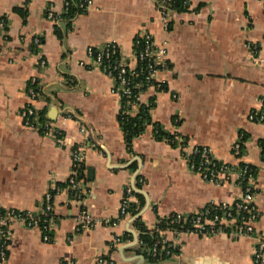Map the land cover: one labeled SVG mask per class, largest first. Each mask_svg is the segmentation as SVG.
<instances>
[{
    "label": "crops",
    "instance_id": "obj_1",
    "mask_svg": "<svg viewBox=\"0 0 264 264\" xmlns=\"http://www.w3.org/2000/svg\"><path fill=\"white\" fill-rule=\"evenodd\" d=\"M89 2L81 8L75 0H0L5 20L0 28V210L37 213L45 192L62 186L53 196L48 240L40 229L13 224L2 264H252L253 237L183 234L178 253L156 262L138 243L109 246L128 233L133 243L132 233L150 231L171 215L190 216L238 200L240 186L206 182L188 168L194 148L208 149L228 166L256 169L254 204L260 217L254 227L264 228V122L249 117L264 102V0H190L186 11L167 8V30L161 0ZM70 3L84 12L66 18ZM142 30L165 46L166 71L156 74L140 103L155 99L152 121L179 143L155 139L149 125L129 151L114 82L88 49L113 43L133 68L135 38ZM31 82L37 87L34 100L28 95ZM29 105L44 114L49 127L44 134L23 126L19 114ZM240 136L243 146L234 156L232 146ZM75 151L81 156L84 207L101 222L87 231L75 230L80 207L66 191ZM128 185L134 188L137 226L118 216Z\"/></svg>",
    "mask_w": 264,
    "mask_h": 264
},
{
    "label": "built area",
    "instance_id": "obj_2",
    "mask_svg": "<svg viewBox=\"0 0 264 264\" xmlns=\"http://www.w3.org/2000/svg\"><path fill=\"white\" fill-rule=\"evenodd\" d=\"M168 0H161V15L163 17V30L169 28L167 15L169 10L166 7ZM89 0L79 4L81 8L89 4ZM187 2L184 3V6ZM189 8V4H188ZM48 18H52V13H47ZM5 27V20L0 18V28ZM135 45H139V49L134 51L136 66L137 64L145 63V68L141 67V72H146V82L153 81L159 71H166L165 63V46L156 45L152 36L142 30L135 38ZM251 53L255 52V48L250 45L247 46ZM88 55L93 60L103 73L110 77L116 89L114 90L120 97L131 96L132 87L130 79L127 78L126 72L134 69L130 67L120 57L118 47L111 43L104 46L102 49H88ZM135 66V67H136ZM33 82H31L28 89V95L31 100L36 99L37 90L34 89ZM136 85L135 87H139ZM151 87V86H150ZM160 90L161 86L156 85ZM142 93H140L141 95ZM140 95L136 97L134 102L128 103V113H133L137 110L138 103L140 102ZM138 102V103H137ZM20 118L23 126L28 129L44 128L49 130L48 124L40 125L38 121V113L33 106L29 105L20 111ZM251 120L257 122H264V102L260 107L257 114H251ZM83 130V129H82ZM241 136L234 142L232 146L233 155L240 154L243 146ZM182 142V140H180ZM197 157V162L194 160ZM80 153L75 151L72 159V173L67 180L66 191L72 201H75L77 206L80 207L75 216V230L87 231L96 227L101 223L93 217L84 207L85 203L82 198L81 185L82 177L80 176L79 167ZM262 163H264V149L262 150ZM188 168L198 173L206 182L213 183L221 186L226 182H232L242 188V194L238 200L232 203H221L213 205L218 209H214L211 213L208 209H204L199 213L190 216H183L179 214L171 215L168 218L176 223H185L187 226L181 230H156L158 240L151 249L152 257L155 258L158 252V246L162 247L160 252L169 258L175 255L173 249H178L180 246V237L183 234H196L200 236L226 234L231 238L239 237H253L255 238V247L252 253V264H264V228L261 232H257L254 225L260 217V213L255 207L254 198V183L253 174L249 170V166L243 164L241 166L233 167L221 163L220 168H216L215 159L211 156L210 151L206 148H194L191 156L187 159ZM61 189L53 187L45 192L42 200V209L37 212L31 211H18V210H0V264H2L6 257L7 243L10 237V230L13 224H19L27 229H40L44 232V239L48 240L52 224V207H53V192H59ZM134 188L131 185L125 187L123 197L121 199L118 216L120 219L131 220L135 215L132 214V196ZM166 218V219H168ZM102 223L106 224L104 220ZM129 234V233H128ZM171 235L172 239L167 240L166 235ZM128 236V235H127ZM131 239V238H130ZM132 241L129 237H115L109 248L113 249L116 246L129 245ZM136 243H138V236H136ZM161 260V259H160ZM107 264H112L107 261Z\"/></svg>",
    "mask_w": 264,
    "mask_h": 264
},
{
    "label": "trees",
    "instance_id": "obj_3",
    "mask_svg": "<svg viewBox=\"0 0 264 264\" xmlns=\"http://www.w3.org/2000/svg\"><path fill=\"white\" fill-rule=\"evenodd\" d=\"M85 0H75L76 4H82L84 3ZM187 2V5L184 6V3ZM188 4H190V0H168L166 2V7L173 11V12H183L188 9ZM66 12L63 14L66 18H71L74 15V12H76L77 8L73 4H68L66 7ZM77 12L82 13L84 12L83 9H78ZM136 42V40H135ZM139 49V45H135L134 43V51H137ZM141 67L145 68V63L142 64H137L134 69L128 70L126 72L127 78L130 79L131 82V87H132V94L131 96H122L121 97V103H120V109L118 113V122L121 127V130L123 132V137L124 141L127 147V150H131V142L133 139L138 137L147 126L152 125L153 127V135L155 139L157 140H167L169 143L172 145H175L176 143H179L174 136L167 134L164 132L160 126L159 123L153 122L150 116V111L155 107V99L151 98L147 103H138V107L136 112L128 113V103L129 102H134L136 100V97L140 95V93L145 92L150 86L154 85V81H150L149 83L146 82L145 77H146V72L142 71L141 72ZM115 85V84H114ZM136 85H140L139 87H135ZM34 89L37 90L36 83H34ZM116 89V86H114V90ZM161 89V88H160ZM38 121L39 123H47L46 119L44 118V114L38 113ZM40 133H45L46 129L43 127L39 129ZM243 139V138H242ZM180 144L184 145V140L180 142ZM262 150L264 149V140L261 143ZM195 162H197V157L194 156ZM221 162L215 161V167L220 168ZM249 170L251 173L254 175L255 173V168L249 166ZM79 172L80 176L83 178V172H82V167L80 165L79 167ZM67 185V183H66ZM60 187H62L60 185ZM58 187V188H60ZM64 187V186H63ZM137 187H139V184H137ZM140 188V187H139ZM57 193L54 191L53 195H56ZM137 198L139 202L142 204L143 203V198L139 195H137ZM205 209H208L211 213H213L214 209H218L217 207L210 205L206 207ZM137 212L133 208L132 209V214L135 215ZM138 219L136 218L133 221V225L137 226ZM187 225L185 223H176L172 220V218L168 219H161L154 227V229L147 231V230H140L139 236H138V245L139 249H142L148 259L150 261H159L165 260L169 258L168 256H165L163 252H160V249L162 247L158 246V254L155 258L152 257L151 254V249L153 248L154 244L158 240V235L156 230H181L185 229ZM129 238H131V235H128ZM173 253H178V249H173Z\"/></svg>",
    "mask_w": 264,
    "mask_h": 264
},
{
    "label": "water",
    "instance_id": "obj_4",
    "mask_svg": "<svg viewBox=\"0 0 264 264\" xmlns=\"http://www.w3.org/2000/svg\"><path fill=\"white\" fill-rule=\"evenodd\" d=\"M78 119H79V118H78ZM80 121H82V120H80ZM82 122H84V121H82ZM84 123H85V122H84ZM135 219H136V217L133 218L132 220H130L129 223L133 222ZM129 234L131 235V233H129ZM132 236H133V238H134V242H133L132 244H129L128 247H132V246H134V245L136 244V236H135V234L132 233ZM122 248H126V246H123Z\"/></svg>",
    "mask_w": 264,
    "mask_h": 264
}]
</instances>
